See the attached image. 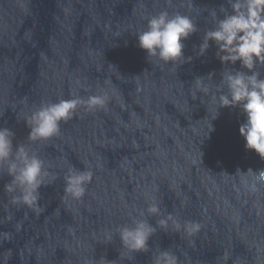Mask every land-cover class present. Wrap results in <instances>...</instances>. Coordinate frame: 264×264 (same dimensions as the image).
Wrapping results in <instances>:
<instances>
[{
    "label": "water",
    "instance_id": "obj_1",
    "mask_svg": "<svg viewBox=\"0 0 264 264\" xmlns=\"http://www.w3.org/2000/svg\"><path fill=\"white\" fill-rule=\"evenodd\" d=\"M221 5L231 12L227 0H0V127L49 173L34 211L11 202V177L0 171V264H152L159 249L178 264H264V185L250 192L236 174L264 169V160L245 148L238 106L212 118L222 73L248 70L221 63L214 41L199 54L214 26L208 10L223 18ZM165 9L198 26L183 41L190 61L147 59L138 46L147 17ZM197 76L210 92L194 97ZM97 94L107 95L104 107H79L58 136L28 140L25 117L41 104ZM69 167L93 173L79 200L64 192ZM153 198L160 214L141 216ZM169 213L200 230L161 228ZM133 217L156 232L149 251L128 260L115 229Z\"/></svg>",
    "mask_w": 264,
    "mask_h": 264
},
{
    "label": "clouds",
    "instance_id": "obj_2",
    "mask_svg": "<svg viewBox=\"0 0 264 264\" xmlns=\"http://www.w3.org/2000/svg\"><path fill=\"white\" fill-rule=\"evenodd\" d=\"M168 2L171 3V0ZM187 3L188 7L193 6V0H187ZM227 3L231 12L221 5L223 18L218 16L215 8L208 10L214 26L204 33L199 54L203 55L209 47V41H214L221 63L235 64L239 61L241 67L248 71L225 70L222 73L220 85L217 86L220 94L212 96L216 105L212 118L218 115V108L238 106L246 115L245 122L239 127L245 140V148L254 150L264 160V78L257 67L264 66V0H227ZM197 31L198 26L190 15L179 11L170 13L165 9L148 16L146 27L135 35L138 46L146 51L147 59L154 57L164 63L175 64L191 60V57L184 56L183 41ZM193 84L194 97L197 92H210L204 76L195 77ZM107 100L106 94H97L86 99L74 96L58 102L43 103L25 117L26 126L30 129L27 138L35 142L58 136L61 121L70 120L79 107L93 111L104 107ZM211 130L212 125L209 131ZM14 136L15 133L10 128L0 127V171L11 177L4 188L7 193L13 194V204L26 205L39 211V190L49 173L38 155L30 152L23 144L14 146ZM236 174L240 175L242 185L250 192L255 193L264 185V169L254 171L249 167L244 172L237 168ZM92 178L90 169L77 170L69 167L64 176L65 194L74 200L81 199ZM145 212L153 216L160 214L161 209L155 198L140 215L143 216ZM169 221L175 230L183 228L189 235L197 233L201 228L199 223L191 221L181 225L170 213L157 223L167 230ZM115 231L123 248L129 253L126 258L131 260L133 253L149 251L148 241L156 232V227L146 219L133 217L131 224L119 225ZM111 239L112 232L106 230L105 240L110 242ZM152 264H178V258L167 249H159L153 256Z\"/></svg>",
    "mask_w": 264,
    "mask_h": 264
}]
</instances>
